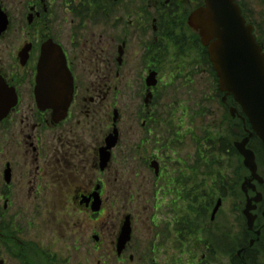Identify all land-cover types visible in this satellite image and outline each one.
I'll list each match as a JSON object with an SVG mask.
<instances>
[{
  "label": "flooded vegetation",
  "instance_id": "1",
  "mask_svg": "<svg viewBox=\"0 0 264 264\" xmlns=\"http://www.w3.org/2000/svg\"><path fill=\"white\" fill-rule=\"evenodd\" d=\"M234 1L264 51V0ZM205 7V0H0V9L9 21L7 31L0 34V88L7 84L17 96L6 114L0 97V241H8L9 251L5 249L11 259L22 264H69L77 259L76 254L85 253L87 256H78L77 262L158 264L149 262L144 254L139 256V249L137 254L133 252V215L118 216L113 208L118 199L115 184L120 182L116 154L122 148L124 131L130 144H138L135 153L147 150L149 144L154 151L141 154L139 166L126 161L129 181L122 193L126 200L147 194L159 197L160 190L167 200H173V209H168L174 215L172 229L169 223L155 234L161 237V245L168 243L177 249L186 216L194 224L199 222V197L206 201L211 216L205 252L196 263L216 264L223 257V264H260L264 258L258 249L264 245V183L251 181L245 194L243 183L250 176L241 174L236 186H229L228 177L222 176L217 185L213 180L221 201L213 219L218 200H212L211 177L204 179L205 193H198L201 187L197 188L192 174L185 176L184 164L177 160L170 167L166 160L171 157L164 154L169 141L161 131L164 120L158 105L164 71L168 70L170 78L185 71L196 73L195 59L182 63L196 46L202 51H198V64L205 66L206 72L212 69L200 33L190 25L191 16ZM51 45L60 48L74 83L68 116L60 122L54 120L52 111L40 110L35 97L41 57ZM151 76L156 86L150 88ZM126 102L133 112L125 130L121 108ZM135 126L142 132L139 140L135 139ZM114 133L118 144L106 152L110 161L103 170L102 150ZM170 134L173 144L180 147L179 134ZM125 146L129 152V144L125 142ZM235 188L245 206L248 199L254 204L258 194L262 195L252 230L248 229L245 206L240 209L236 205L228 216L222 211L224 202L238 198L232 191ZM161 200L164 203V198ZM158 206L155 203L154 208ZM110 210L117 220L108 215L113 239L109 250L105 247L103 252L100 222ZM127 216H131L132 241L118 255V239ZM68 229L76 238L70 254L69 242L62 234ZM155 247L152 241L154 253Z\"/></svg>",
  "mask_w": 264,
  "mask_h": 264
},
{
  "label": "rangeland",
  "instance_id": "2",
  "mask_svg": "<svg viewBox=\"0 0 264 264\" xmlns=\"http://www.w3.org/2000/svg\"><path fill=\"white\" fill-rule=\"evenodd\" d=\"M196 48L197 50L195 49L192 51L191 57L186 56L185 61H182V63L187 65L190 59H195L196 73L185 71L178 74L175 73L176 76L170 78L168 77V70L166 69V71H164V83L161 84L158 91V105L160 107L159 112L163 115L162 119L164 120V128L162 127L161 131L163 133L164 140L169 141V143L166 142L164 148V154L171 157L170 160H166L167 163H169V166L172 167L174 161H181V163L184 164L182 167L185 176L189 177V174H192L191 176L195 177L197 188L201 187L200 191L198 190V193H205V178L211 177L212 188H214L213 180L216 181V176L221 175L228 177V175L232 173L236 174L239 171L242 173L244 169L242 167V159L240 156L236 155V153L228 155V150L222 152L223 154L212 155V151H206V148L203 147L201 149V153H199L200 148H198V144L202 143L205 145V138L213 140L222 138L225 140V143L228 142L231 146L238 140L239 137L232 138L229 136L231 129L234 131L236 130L235 124L230 122L228 112H226L225 107L221 105L220 98H217L218 84L216 83L214 76L211 74L210 70H207L206 72L205 66L202 67L198 64L197 60L201 56L198 51L200 53L202 51H200L197 46ZM200 59L203 60L202 58ZM125 106L124 109H121L123 110V114H125L123 128L126 130V128L130 125L128 117H130V113H132L133 110L127 102ZM107 110L108 109L106 108V112ZM104 122L105 120H102V124ZM172 128H175V131L179 134L178 139H180V147L173 144L174 136L170 134V129ZM134 131H136L135 139L139 140L138 135H142L140 127L135 126ZM123 133L122 148L118 150L116 154L117 159L115 164L118 165V170L120 171V174L117 176L120 182H116L115 184V189L117 190L116 198L118 197V199L115 201V206L113 208L116 210V213H118V216H126L129 214L133 215V219L135 221L134 224L136 225L134 238L131 243L133 252L137 254V249H139V256L144 254L147 258H149V262L154 260L157 261L158 264H198L196 263V260L197 258H201L205 250L204 242L207 241L206 229L210 227L211 211L205 216H202L199 211L200 218L197 220L199 222L195 224V228L189 227V232L187 233L188 237H185L184 239L181 238V242L177 244V249H173L174 245L170 246L168 243L166 246L161 245V237H155V234L157 233V229L162 231L163 227L169 223H171L172 229V224H174V222H172L174 215L169 213L168 209H173V200L172 198L167 200V198L163 195V190L159 191V197L148 196L147 194L141 199L126 200L125 195L122 194L127 188L129 181V169L126 168L129 165L126 161L133 160L136 165L139 166L141 154L144 155L146 151H149L148 154H151L154 153V151L152 150V145L149 144L146 146L147 150H139L135 153L134 149L135 146H138V144L133 143L134 148L131 147L133 144L129 143L127 135H125L124 131ZM155 135H157V133ZM125 142L129 144V150H132L131 152L125 151ZM219 146L220 144L218 147ZM217 151H215V153H217ZM174 153L176 154L175 156L173 155ZM261 158L263 157L261 156ZM190 167L191 171H189ZM123 171H125V173ZM229 186H231V184ZM210 187L211 184H208L207 189H210ZM148 189L152 191L150 185ZM110 191L112 190L110 189ZM232 191L236 194L238 193V198L235 200L229 199V201L224 202L222 211H224L227 216L228 213L232 212L233 208H236V205L240 209L245 206L244 198H242L240 191L237 190V188ZM213 192L214 189L212 190V193ZM117 193H119V195H117ZM162 198L165 200H163L164 203L161 200ZM218 199V193L213 194V202L216 203ZM201 200H203V202H198L197 205H203V203L205 204L206 201H204L203 198ZM155 203H158V208H154ZM109 204L112 205V202H109ZM180 207L183 208L184 206L181 205ZM109 214L113 215L112 218L114 221L117 220L116 215H114L111 210L101 218L100 234L102 237V243L105 242L102 246L103 252L106 251L105 247L108 248V246L111 245L110 243L113 239L111 227H107L111 226L110 223H112V218H108ZM47 229L52 230V227H47ZM62 234L64 235L63 239L69 242L68 247L70 249L67 253L70 254L72 246L71 243H73L72 240L76 238L70 233V229L66 231V234L64 231ZM152 241H154L156 246L154 248L155 253L150 248V243ZM193 243H195V245H193ZM2 244L3 243L0 241V258L3 259L6 264H20L18 261L11 259L12 257L7 252L8 248ZM216 248L220 249L219 247ZM258 249L264 254V245L259 246ZM75 253L76 251L74 250L73 254L75 255ZM76 256L78 259V256L85 257L87 254H76ZM219 258L220 259L216 264H223L224 258ZM77 259L69 264H98V261L94 263H84L81 260H79V262H81L79 263L77 262ZM103 263L111 264L109 261L102 260L101 264ZM260 264H264V258L260 260Z\"/></svg>",
  "mask_w": 264,
  "mask_h": 264
},
{
  "label": "water",
  "instance_id": "3",
  "mask_svg": "<svg viewBox=\"0 0 264 264\" xmlns=\"http://www.w3.org/2000/svg\"><path fill=\"white\" fill-rule=\"evenodd\" d=\"M206 7L197 10L190 18V25L200 33L203 45L208 47L210 60L219 78V87L227 96H233L240 105L246 119L249 121L252 132L247 138L235 143V149L244 160V167L250 172V180L263 183L258 175V166L254 152L248 148L254 133L264 144V54L256 43L252 34V27L247 26L241 16L234 0H205ZM0 34L8 27V20L0 9ZM153 77L148 80V85H155ZM0 88V97L3 98L4 114L16 103V94L13 89L5 85ZM73 80L66 66V61L60 48L51 45L44 49L38 68L37 86L35 96L38 107L42 111L52 110L56 121L66 118L73 100ZM224 102L226 97L223 99ZM1 109V113L3 112ZM235 118L237 111L230 110ZM243 122L246 119L240 117ZM117 135H111L107 139V147L102 150V168H105L110 160V155L105 152L116 147ZM260 195L254 200L260 203ZM248 201L245 216L249 228H253L255 217L251 212L255 207ZM221 206L219 201L214 213ZM132 229L130 219L127 218L118 239V254L126 248L131 240ZM259 234V233H258ZM0 264H4L0 260Z\"/></svg>",
  "mask_w": 264,
  "mask_h": 264
},
{
  "label": "trees",
  "instance_id": "4",
  "mask_svg": "<svg viewBox=\"0 0 264 264\" xmlns=\"http://www.w3.org/2000/svg\"><path fill=\"white\" fill-rule=\"evenodd\" d=\"M213 74H214V77H216V75H215V73L213 72ZM232 124H235V129H238V130H240L241 131V133H240V131L238 132V133H236V131H231V134H229V136L230 137H239V138H242V137H246L247 136V134L243 131V127H242V124L240 123V122H231ZM239 123V124H238ZM247 129H250V126H249V124H247ZM240 133V134H239ZM257 143H259V141L255 138V139H253L252 140V142H251V148L255 151H257V153H258V156H259V162H260V160H261V156L259 155V150H258V148H257ZM260 144V146H261V143H259ZM198 148H200L199 149V153H201V149L203 148V145H200V144H198ZM215 147V146H214ZM232 148V149H231ZM218 150V151H217ZM217 150H214V152L212 151V155H214V154H222V150H220V149H217ZM230 150H233V152L235 153V150H234V148L232 147V145H231V147H229V149H228V151H229V153H231V151ZM215 151H217V153H215ZM226 151V150H225ZM255 151V152H256ZM200 161V160H199ZM205 213V212H204ZM199 215V214H198Z\"/></svg>",
  "mask_w": 264,
  "mask_h": 264
}]
</instances>
